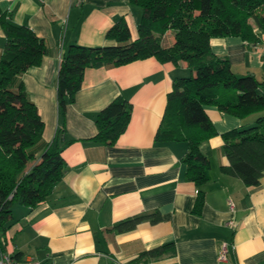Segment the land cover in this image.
Segmentation results:
<instances>
[{
	"label": "crops",
	"instance_id": "1",
	"mask_svg": "<svg viewBox=\"0 0 264 264\" xmlns=\"http://www.w3.org/2000/svg\"><path fill=\"white\" fill-rule=\"evenodd\" d=\"M0 8L47 44L41 62L22 75L44 122V143L54 141L61 125L72 139L62 151L63 178L48 198L31 208L13 205V222L0 231V257L9 253L40 264H264V174L259 185L247 186L222 171L230 164L223 134L253 125L255 114L240 117L206 105L216 133L201 143L210 180L197 185L186 176L188 142L156 140L174 80L191 73L187 62L150 56L88 67L63 119L59 113L57 76L65 45L116 44L107 32L120 19L136 38L140 6L130 0H0ZM174 40L172 30L167 31L163 43ZM5 43L0 20V54ZM210 47L228 58L238 75L253 73L264 81V31L256 43L229 35L212 37ZM119 95L133 105L127 129L112 145L95 141L96 114ZM199 191L203 202L196 210ZM156 212L157 222L152 216L132 230L114 229L120 220ZM171 241L175 252L133 262L141 252ZM225 242L228 252L222 260Z\"/></svg>",
	"mask_w": 264,
	"mask_h": 264
},
{
	"label": "trees",
	"instance_id": "2",
	"mask_svg": "<svg viewBox=\"0 0 264 264\" xmlns=\"http://www.w3.org/2000/svg\"><path fill=\"white\" fill-rule=\"evenodd\" d=\"M130 1L143 10L136 38L120 19L107 32L116 44L85 46L73 41L65 45L57 76L61 119L81 89L88 67L123 65L150 56L176 64L185 61L191 73L174 80L156 140L187 141L183 158L187 179L202 185L210 180V161L200 146L216 133L206 105L240 117L255 114L253 125L223 134L230 164L222 171L241 178L247 186L259 185L264 174V81L253 73H235L228 58L213 53L210 39L237 35L258 42L259 32L264 31V0ZM0 20L6 34L0 54V231L4 232L13 222L15 203L31 208L53 192L66 169L63 148L72 139L61 125L54 141L44 143L39 108L24 88L23 73L39 64L48 50L45 39L29 25L14 23L1 8ZM169 30L175 40L166 47L163 37ZM132 111L129 99L115 97L96 114L98 132L93 139L114 144L127 129ZM203 195L199 191L196 210ZM151 217L153 222L160 219L158 212L135 215L118 221L114 229L129 231ZM169 251L175 252L173 241L141 252L133 262H147Z\"/></svg>",
	"mask_w": 264,
	"mask_h": 264
},
{
	"label": "built area",
	"instance_id": "3",
	"mask_svg": "<svg viewBox=\"0 0 264 264\" xmlns=\"http://www.w3.org/2000/svg\"><path fill=\"white\" fill-rule=\"evenodd\" d=\"M230 207L233 209L234 203L232 201H229ZM227 252H228V243H223L221 245V253L220 258L222 260H225L227 258ZM0 264H40L38 261L34 260H17L13 256H11L9 253L2 254L0 257Z\"/></svg>",
	"mask_w": 264,
	"mask_h": 264
},
{
	"label": "rangeland",
	"instance_id": "4",
	"mask_svg": "<svg viewBox=\"0 0 264 264\" xmlns=\"http://www.w3.org/2000/svg\"><path fill=\"white\" fill-rule=\"evenodd\" d=\"M250 21H251V23L255 24V22H254V20H253V19H251ZM163 44H164V46H166V47H168V46H171V45H168V44H167L165 41H164V43H163Z\"/></svg>",
	"mask_w": 264,
	"mask_h": 264
}]
</instances>
